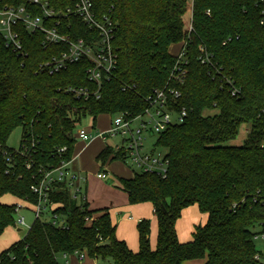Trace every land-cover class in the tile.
<instances>
[{
	"label": "trees",
	"instance_id": "trees-1",
	"mask_svg": "<svg viewBox=\"0 0 264 264\" xmlns=\"http://www.w3.org/2000/svg\"><path fill=\"white\" fill-rule=\"evenodd\" d=\"M44 1L58 13L72 6L70 0ZM91 1L99 19L112 21L117 58L99 94H93L98 86L87 77V59L52 75L40 68L67 51L66 44L45 46L42 32L31 33L18 24L19 53L0 33V200L11 195L36 203L31 185L41 180V169L72 157L83 118H93V128L103 114L136 118L150 108L148 99L155 90L177 87L182 98L175 109L186 107L188 116L159 134L155 145L166 152L168 175L135 172L121 179L131 205H152L156 248L151 247L148 221L137 225L139 249L133 252L117 238L108 210H90L87 201L75 200L65 184H58L50 201L61 205L54 213L66 228L35 219L22 240L0 253V264H59L60 257L76 250L104 264H259L256 237L264 235V25L257 0H194L188 19V0ZM1 3L30 6L28 0ZM29 8L42 14L39 8ZM61 22V34L74 42L87 41L88 31L77 17ZM53 24L50 20L46 26ZM183 42L188 64L181 85L171 80L177 59L170 48ZM199 46L214 56L213 71L200 64ZM68 88L88 89L92 96L78 99ZM231 88L237 90L235 96ZM245 124L250 127L243 145H229ZM18 128L36 141L29 160L18 152L21 149L7 147ZM62 147L68 151L60 157L55 150ZM4 152L14 164L8 174ZM109 159L124 160V152L107 146L98 160L105 165ZM193 205L207 214V223L196 229L192 242L183 244L176 224ZM15 216V205L0 202V234L15 225Z\"/></svg>",
	"mask_w": 264,
	"mask_h": 264
},
{
	"label": "built area",
	"instance_id": "built-area-1",
	"mask_svg": "<svg viewBox=\"0 0 264 264\" xmlns=\"http://www.w3.org/2000/svg\"><path fill=\"white\" fill-rule=\"evenodd\" d=\"M72 6L65 11L58 13L50 8L48 1L44 0H28L29 7L39 8L41 15H36L28 6L13 7L3 5L0 0V33L4 35L7 45L12 46L14 51L22 53V44L19 39L15 27L18 24H23L25 28L31 32H42L45 36L43 44L45 46H52L56 44H66L68 50L63 52L60 57H54L45 64H41L40 68L49 71V74L58 73L67 68L69 65L79 62L81 59H87L90 67L86 74L91 82L98 86V91L93 94H99L101 82L103 80H110L114 70L117 67V58L113 49L112 34L113 24L107 17L99 19L94 11L91 0H70ZM192 0V6L193 7ZM257 4L261 8L260 25H264V0H257ZM193 10L191 9V16ZM209 14V12H208ZM65 17H77L81 24L86 27L88 39L74 42L68 34H61L60 28L61 20ZM191 19V17H190ZM54 20L55 24L47 27L46 24ZM188 32L192 31V25L189 23ZM226 42L224 43V45ZM198 59L200 64L213 71L215 63L214 56L204 46L198 48ZM177 63L171 74V80L178 84H183L186 76V66L188 64L187 43L183 42L179 52L176 54ZM68 92L74 94L78 99L88 100L92 93L84 88H68ZM232 96L237 94V90L231 88ZM100 96H97L99 98ZM182 92L177 87H165L153 92L149 97L148 102L150 108L145 111L142 116L136 118H127L126 114H120L113 118L112 125L107 132L89 133L86 129L77 130L74 138L78 141L90 143L96 138H104L106 133L112 138H119L122 145L118 146L116 150L122 149L124 152V161L135 170L137 173L156 174L162 178H166L169 171V160L166 152L162 153L161 149L157 148L156 141L150 151L147 146V135L158 136L165 132L168 127L174 124H181L188 116V109L183 107L176 110L178 100H181ZM139 121V122H138ZM138 122V123H137ZM35 139L28 137L24 132L21 139V151H18L22 156L31 159L32 150L35 149ZM2 149L0 145V150ZM68 151L67 147L58 148L55 150L57 154L62 157ZM6 157V173H10L14 168L11 161V156L4 152ZM76 157L73 154L70 159L62 158L60 165L57 167H48L40 170L42 176L41 180H37L31 185L30 190L37 197L36 203L22 200L33 206L35 219L44 220L46 217L51 220L54 226L66 228L64 221L60 216L54 212L61 205L52 203L50 195L58 184H65L66 188L71 193L75 200L87 201L85 186L88 180L86 174L81 173L75 167ZM27 170H31L32 164L26 163ZM106 173L97 175L99 179H106ZM18 205L15 206L16 214ZM93 219L88 222L91 223ZM17 223L24 225L23 217L17 219ZM256 240L263 242L264 235L256 237ZM77 257L80 261H84L88 256L79 250L71 254H64L62 258L65 260L69 257ZM259 264H264L261 257H259ZM106 264H113L108 262Z\"/></svg>",
	"mask_w": 264,
	"mask_h": 264
},
{
	"label": "rangeland",
	"instance_id": "rangeland-1",
	"mask_svg": "<svg viewBox=\"0 0 264 264\" xmlns=\"http://www.w3.org/2000/svg\"><path fill=\"white\" fill-rule=\"evenodd\" d=\"M188 3L190 5V11L188 12L186 19L189 18V15L191 16V6H192V0H188ZM178 50V47L176 45L171 47V51L176 53ZM216 112H210L209 115H212ZM111 121L112 117L110 115L103 114L99 118H97V124L98 127L96 130L98 132H107L109 128L111 127ZM139 122V121H138ZM137 122V123H138ZM93 118L86 117L83 118L81 125H78L77 129H88L90 130V127L93 126ZM249 125H243L240 129L238 137L229 143L231 146L239 147L242 146L245 139L247 138L248 132H249ZM23 136V130L22 128L16 129L8 138L7 140V147L10 149L17 150L20 147L21 139ZM106 145H103L100 141H95L89 145V147H84V144L78 143L75 146V155L80 154V168L83 173H87L89 176V187H88V195L89 199H91V206L96 205L99 203V205H103L104 201L110 200L111 198V191L112 192H120V195L125 196L123 191H121L122 183L121 179H129L134 176L133 168L128 164L127 161L124 160H111L109 159L105 165H103L100 160H98L99 154L102 153V151L106 148V146L112 147L113 149H116L118 146L122 145V141L119 138H112L106 133ZM157 139V136H148L147 135V146L148 149L151 151L153 148V145ZM162 153H165L164 150L161 151ZM101 170L108 171L112 175V180L114 182H111L110 180H107L108 189L104 186H102L100 183L94 182L91 179L92 176H94L96 173H98ZM114 183V185H112ZM111 190V191H109ZM1 201L4 203H7L9 205H18L19 207H22L21 209H18L17 214L15 216L16 223L14 226L8 227L4 230L2 234H0V253H2L3 250L10 247V245H13L15 241L22 240L25 235L28 233L29 229L33 225L35 221V214L33 212V206L31 204H28L26 202H23L16 197H13L11 195H5L1 198ZM128 206L130 208H138L135 212H130L127 210H120V212L116 213L114 216L115 224L117 225V235L123 236L125 242L127 245L132 249L131 245H134L135 249L137 250L139 248V235H138V229L137 225L138 223L130 222L125 220L128 216H132L135 219H142L145 221H148L150 223L151 231H152V225L156 221L153 217L152 208L150 204L143 203V204H137V205H131L128 201ZM20 217H23L25 220V224L21 225L17 223V219ZM46 219H48L46 217ZM117 220V221H116ZM205 225V224H204ZM202 225V226H204ZM152 235V234H151ZM256 247L258 251L264 256V243L261 240L256 241ZM133 250V249H132ZM196 262H199V264H205V260H197ZM99 264H104L101 261H98Z\"/></svg>",
	"mask_w": 264,
	"mask_h": 264
},
{
	"label": "crops",
	"instance_id": "crops-1",
	"mask_svg": "<svg viewBox=\"0 0 264 264\" xmlns=\"http://www.w3.org/2000/svg\"><path fill=\"white\" fill-rule=\"evenodd\" d=\"M181 46H182V43L176 44V47H178V50H177L176 53L171 51V48H170V52L172 53V55H176L179 52V49L181 48ZM112 120H113V118H112ZM111 125H112V121H111ZM97 127H98V124H97V120H96L95 128H93V126H91L90 130L86 129V131L91 133V134L92 133H96V132H98L96 130ZM98 133H100V132H98ZM106 140H107L106 137H105V139L104 138H96L93 141H91L90 143H85L83 141H78L77 144L78 143H82V144H84V147L86 148V147H89V145L91 143L95 142V141H100L103 145H106ZM80 154H78V155L76 154L75 155V153H74V155L76 157L75 167H76V169L78 171L83 173L81 171L80 163H79ZM100 173H106L108 175V177L106 179H104V180L97 178V175L100 174ZM83 174H86L88 176L87 173H83ZM112 178H113L112 175L108 171L101 170L98 173H96L94 176H92L91 179H95V180H92V181L100 183L102 186H104V187H106L108 189V185L109 184L106 185L107 182H108L107 180H110L111 182H114L112 180ZM112 185H114V183H112ZM88 187H89V176H88V180H87V183H86V186H85V193H86V199H87V203L89 204L90 210H108L110 212L112 223L116 226V236H117V238L119 240H122V241L125 242V240L123 239L124 238L123 236H121V235L118 236L117 235V225L115 224L114 216H115L116 213L120 212V210H127V211H130V212L131 211L135 212L136 209H138V208H135V207L134 208H132V207L130 208V206H128V196H127V194L124 191H123V193L125 194V196H122V195H120V192H112L111 190H109V191H111V198H110L109 201L108 200L104 201L103 205H99V203H98L96 205H92L91 206V204H90L91 199H89V195H88ZM121 191H122V189H121ZM0 202L3 203V204H7V203L2 202L1 200H0ZM151 208H152L153 217L156 220V218L154 216V209H153L152 205H151ZM126 219H127V221H130V222H133V223H135V222L139 223L140 221H142V219H135L132 216H128L127 218H125V220ZM207 219H208L207 218V214L201 213L197 205H193V206H190V207L186 208L183 211V214H182L181 218L177 221V224H176V230H177L179 241L181 243H183V244L192 242L194 233L196 232V229L198 227H203L202 225L207 223ZM150 232H151L150 233L151 247L154 249V248H156V245H157V233H158L157 221H155L154 224L152 225V231L150 229ZM16 242H18V241H15L13 244H15ZM11 246L12 245H10V247ZM131 246H132L133 250L129 246L128 247L133 252H137L138 251L139 248L136 250L134 245H131ZM5 250H3V251H5ZM261 259H262V261H264V256H262ZM98 261L99 260H94V259H90V258H87L84 261H80L77 257L71 256V257H69L66 260L64 258L60 257L59 264H99ZM183 264H199V262L186 261Z\"/></svg>",
	"mask_w": 264,
	"mask_h": 264
}]
</instances>
